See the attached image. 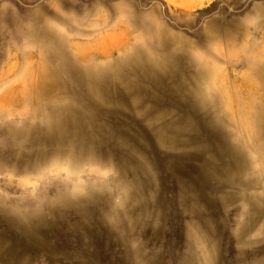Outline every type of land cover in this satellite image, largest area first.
I'll use <instances>...</instances> for the list:
<instances>
[{
	"label": "rangeland",
	"instance_id": "1",
	"mask_svg": "<svg viewBox=\"0 0 264 264\" xmlns=\"http://www.w3.org/2000/svg\"><path fill=\"white\" fill-rule=\"evenodd\" d=\"M262 75L264 0H0V264H264Z\"/></svg>",
	"mask_w": 264,
	"mask_h": 264
},
{
	"label": "bare ground",
	"instance_id": "2",
	"mask_svg": "<svg viewBox=\"0 0 264 264\" xmlns=\"http://www.w3.org/2000/svg\"><path fill=\"white\" fill-rule=\"evenodd\" d=\"M166 43V42H165ZM170 56V55H169ZM152 69V68H151ZM137 71V70H136ZM261 75V74H260ZM263 76V75H262ZM264 77V76H263Z\"/></svg>",
	"mask_w": 264,
	"mask_h": 264
}]
</instances>
